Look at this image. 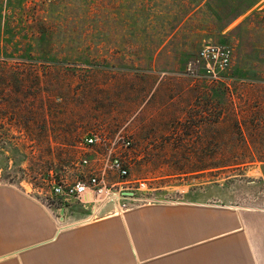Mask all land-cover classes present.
I'll use <instances>...</instances> for the list:
<instances>
[{"label": "rangeland", "instance_id": "374dc122", "mask_svg": "<svg viewBox=\"0 0 264 264\" xmlns=\"http://www.w3.org/2000/svg\"><path fill=\"white\" fill-rule=\"evenodd\" d=\"M93 169L135 205L263 210L264 0H0V184L57 219L52 185Z\"/></svg>", "mask_w": 264, "mask_h": 264}, {"label": "crops", "instance_id": "0c3cea01", "mask_svg": "<svg viewBox=\"0 0 264 264\" xmlns=\"http://www.w3.org/2000/svg\"><path fill=\"white\" fill-rule=\"evenodd\" d=\"M76 202L61 221L59 210L56 219L36 198L0 184V264H264V209L149 201L115 212L106 203L76 219Z\"/></svg>", "mask_w": 264, "mask_h": 264}, {"label": "built area", "instance_id": "2783aa9c", "mask_svg": "<svg viewBox=\"0 0 264 264\" xmlns=\"http://www.w3.org/2000/svg\"><path fill=\"white\" fill-rule=\"evenodd\" d=\"M200 59L207 61L209 67H224L228 64L229 58V51L225 48H218L215 46H207L206 48H202L199 52ZM97 141V136L94 134L87 135L83 139V144L85 146H92ZM130 142L127 141L126 144ZM90 160L88 157H81L80 159V166H87ZM111 169L121 178H124L128 175V167L127 164L121 159L120 156H115L111 160L110 164ZM98 170L93 169L88 173L85 180L78 178L73 182H61L55 183L52 185V194L58 200V204L66 207L67 204H71L73 201H78L82 206H84L85 201L82 200V196L86 195L87 193H91L94 197L102 194V191L106 189L104 184V179L98 174ZM144 182H138V188L144 186ZM130 189L128 187L120 188L117 191L119 194L118 204L114 206L115 212H120L127 210L133 207L137 199V195L134 194L132 196H124L122 197L121 191H131V190H124ZM133 204V205H132Z\"/></svg>", "mask_w": 264, "mask_h": 264}, {"label": "bare ground", "instance_id": "6f19581e", "mask_svg": "<svg viewBox=\"0 0 264 264\" xmlns=\"http://www.w3.org/2000/svg\"><path fill=\"white\" fill-rule=\"evenodd\" d=\"M90 199H92L93 201L95 200L97 203L99 200H101V202H105L107 201L106 203H112V204H117L118 200H119V194H117V192H110V190L108 189H105L104 191H102V194H99L95 197L91 196ZM137 199H139L137 197ZM100 202V203H101ZM100 203H98V208L100 206ZM104 203V205L106 204Z\"/></svg>", "mask_w": 264, "mask_h": 264}, {"label": "water", "instance_id": "95a60500", "mask_svg": "<svg viewBox=\"0 0 264 264\" xmlns=\"http://www.w3.org/2000/svg\"><path fill=\"white\" fill-rule=\"evenodd\" d=\"M134 194L133 191H121V196H132ZM64 215H65V208L63 206H61L59 208V220H64Z\"/></svg>", "mask_w": 264, "mask_h": 264}]
</instances>
